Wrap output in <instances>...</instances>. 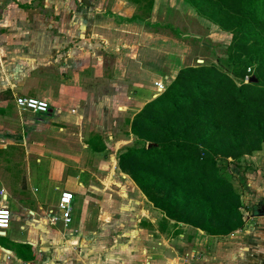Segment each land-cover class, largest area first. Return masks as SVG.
<instances>
[{
    "label": "rangeland",
    "instance_id": "obj_1",
    "mask_svg": "<svg viewBox=\"0 0 264 264\" xmlns=\"http://www.w3.org/2000/svg\"><path fill=\"white\" fill-rule=\"evenodd\" d=\"M188 7L184 0H0L2 130H22L13 123L20 118L13 92L46 100L58 117L69 110L76 112L72 117L83 118L84 137L68 135L67 156L73 163L79 158L85 171L68 172L74 181L70 173L85 176L90 184L85 193L99 199L90 204L95 210H118L115 199L125 195L149 206L117 167L118 152L135 139L127 119L143 106L135 93L153 86L156 90L158 81L165 89L179 68L217 62L227 54L230 34L210 27ZM155 92L153 98L161 93ZM78 127L72 123L67 130L79 133ZM97 136L106 148L95 152L88 140ZM119 137L125 139L124 146L117 147ZM12 141L24 146L11 137L4 140L5 146H15ZM232 165L235 188L256 213L254 207L264 198V149L246 157L239 167ZM112 218L101 222L110 227ZM261 224L253 219L249 225ZM118 234L123 243L138 239L134 233L125 236L119 230Z\"/></svg>",
    "mask_w": 264,
    "mask_h": 264
},
{
    "label": "trees",
    "instance_id": "obj_2",
    "mask_svg": "<svg viewBox=\"0 0 264 264\" xmlns=\"http://www.w3.org/2000/svg\"><path fill=\"white\" fill-rule=\"evenodd\" d=\"M184 1L230 34L227 54L179 68L135 113L134 143L118 152L117 167L168 219L226 235L244 225L230 165L264 149V0ZM88 144L105 148L98 136Z\"/></svg>",
    "mask_w": 264,
    "mask_h": 264
},
{
    "label": "crops",
    "instance_id": "obj_3",
    "mask_svg": "<svg viewBox=\"0 0 264 264\" xmlns=\"http://www.w3.org/2000/svg\"><path fill=\"white\" fill-rule=\"evenodd\" d=\"M155 91L153 86L135 93L136 101L144 105L157 94ZM15 109L20 118L13 123L22 130L11 132L2 130L4 111L0 110V205H7L11 212L9 227L0 232V264H264V224L249 225L253 219L264 223V215L245 205L243 192L240 210L244 225L226 235H209L199 228L175 223L144 194L149 206L142 199L125 195L120 201L115 199L118 210H95L90 204L99 199L85 193L90 188L85 176L81 179L80 174L70 173L76 180L69 179V172L85 171L79 158L73 163L67 156L68 135L82 138L83 118L72 117L76 112L69 110L58 117L50 106L46 115L20 111L16 105ZM72 123L79 125V133L67 130ZM9 137L24 146L13 141L15 146H5L4 140ZM118 140L121 144L117 147L124 146L125 139ZM63 190L74 194L67 226L62 221L52 223L48 217ZM104 214L113 217L111 228L101 222L109 220ZM119 230L125 236L134 233L138 239L123 243L117 240Z\"/></svg>",
    "mask_w": 264,
    "mask_h": 264
},
{
    "label": "built area",
    "instance_id": "obj_4",
    "mask_svg": "<svg viewBox=\"0 0 264 264\" xmlns=\"http://www.w3.org/2000/svg\"><path fill=\"white\" fill-rule=\"evenodd\" d=\"M249 76H245L244 81L247 82ZM156 91L162 92L164 86L161 81L155 82ZM14 103L20 111H30L32 113H46L49 105L46 100L33 96L22 94L14 95ZM74 194L69 190H63L58 198L55 209H50L48 217L50 222L54 223L62 221L65 226L71 222V213L73 206ZM57 210V212H56ZM11 220V212L7 205H0V232H5L9 227Z\"/></svg>",
    "mask_w": 264,
    "mask_h": 264
},
{
    "label": "flooded vegetation",
    "instance_id": "obj_5",
    "mask_svg": "<svg viewBox=\"0 0 264 264\" xmlns=\"http://www.w3.org/2000/svg\"><path fill=\"white\" fill-rule=\"evenodd\" d=\"M254 210L256 211V214L264 215V198L261 200L260 204H257L256 207H254Z\"/></svg>",
    "mask_w": 264,
    "mask_h": 264
},
{
    "label": "water",
    "instance_id": "obj_6",
    "mask_svg": "<svg viewBox=\"0 0 264 264\" xmlns=\"http://www.w3.org/2000/svg\"><path fill=\"white\" fill-rule=\"evenodd\" d=\"M255 81H257V79H256V77H255L254 75H251V76L248 78V80H247V82H255Z\"/></svg>",
    "mask_w": 264,
    "mask_h": 264
}]
</instances>
